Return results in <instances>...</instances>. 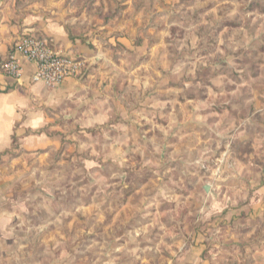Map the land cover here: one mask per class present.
<instances>
[{"label": "rangeland", "instance_id": "obj_1", "mask_svg": "<svg viewBox=\"0 0 264 264\" xmlns=\"http://www.w3.org/2000/svg\"><path fill=\"white\" fill-rule=\"evenodd\" d=\"M40 3L89 98L0 153V264H115L136 238L206 219L204 186L263 183L264 0Z\"/></svg>", "mask_w": 264, "mask_h": 264}, {"label": "crops", "instance_id": "obj_2", "mask_svg": "<svg viewBox=\"0 0 264 264\" xmlns=\"http://www.w3.org/2000/svg\"><path fill=\"white\" fill-rule=\"evenodd\" d=\"M40 1L0 0V153L11 148L16 135L24 136L23 144H34L36 132L48 125L45 109L88 103L86 84L78 78L55 87L33 82L35 67L21 57L23 73L19 79L8 77L1 69L15 45L27 37L46 39L55 49L75 54L68 48L71 40L64 26L49 17L50 9ZM70 107L63 109L67 115ZM38 139L46 141L43 136ZM245 177L231 175L223 181ZM261 182L255 189L221 192L219 184L208 186L206 219L198 217L192 226L177 222L175 227L160 231L157 238H136L141 245L122 251L116 248L115 264H264V174ZM221 195L227 197L223 203L216 201Z\"/></svg>", "mask_w": 264, "mask_h": 264}, {"label": "built area", "instance_id": "obj_3", "mask_svg": "<svg viewBox=\"0 0 264 264\" xmlns=\"http://www.w3.org/2000/svg\"><path fill=\"white\" fill-rule=\"evenodd\" d=\"M20 57L34 65L32 81L44 83L48 87L60 86L78 78L84 65L73 55L55 49L46 39L27 37L15 45L8 59L1 64L2 71L8 77H21L23 65Z\"/></svg>", "mask_w": 264, "mask_h": 264}, {"label": "water", "instance_id": "obj_4", "mask_svg": "<svg viewBox=\"0 0 264 264\" xmlns=\"http://www.w3.org/2000/svg\"><path fill=\"white\" fill-rule=\"evenodd\" d=\"M205 190H206L207 192H209V187H208V186H206V187H205Z\"/></svg>", "mask_w": 264, "mask_h": 264}]
</instances>
